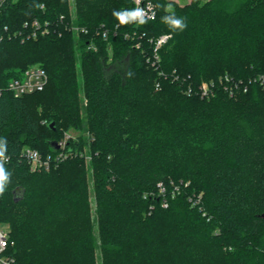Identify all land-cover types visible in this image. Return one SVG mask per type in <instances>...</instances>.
<instances>
[{"label": "trees", "instance_id": "16d2710c", "mask_svg": "<svg viewBox=\"0 0 264 264\" xmlns=\"http://www.w3.org/2000/svg\"><path fill=\"white\" fill-rule=\"evenodd\" d=\"M151 1L156 18L139 25L113 16L135 9L133 0H75L73 14L69 0L4 5L0 145L10 182L0 225L10 227L15 264H99L98 255L101 264H264V94L255 81L264 74V0ZM172 14L182 31L164 22ZM35 19L49 22V36L9 37ZM72 19L88 33L66 30ZM32 65L48 73L46 88L14 97L9 82ZM225 74L248 91L231 97L217 85L202 97L201 82ZM72 127L88 138H66ZM25 146L67 158L33 173ZM159 183L168 207L151 195Z\"/></svg>", "mask_w": 264, "mask_h": 264}, {"label": "built area", "instance_id": "2783aa9c", "mask_svg": "<svg viewBox=\"0 0 264 264\" xmlns=\"http://www.w3.org/2000/svg\"><path fill=\"white\" fill-rule=\"evenodd\" d=\"M17 0H0V17L2 14V9L4 5L7 2H13L15 3ZM135 3V8H141L145 15L144 19L146 21H154L157 15L156 7L154 3L151 0H133ZM61 21L64 22L65 18L61 17ZM136 25H139V23L135 22ZM65 28L68 31L73 32L76 36H81L82 34H87L88 31L86 28L77 26L74 23V20L72 19L70 23L65 24ZM8 28L5 27L3 30H0V38H3L4 35L3 32L7 31ZM50 24L49 22L42 23L41 21L35 19L30 23H25L22 30L15 33H9V37H17L25 41L26 39H38L40 37H46L50 35ZM98 35H101L104 40H108L109 37V31L105 29V26H102L100 28V31ZM129 37V35H127ZM169 36L164 35L160 37L155 45L154 49V55H153V61L152 66H156L159 61V50L163 46V44L168 40ZM88 50L97 51V46L92 43L88 45ZM161 74V73H160ZM255 81L259 84V86L263 90L264 94V74L259 75L257 78H255ZM49 82L48 73L46 70L41 67L40 65H32L28 67L20 77L15 78L11 80L7 86V90L13 94L16 98H21L30 94H34L37 92H42L47 84ZM217 85H220L223 87L224 91H226L231 97L237 96L239 92H247L248 91V84L244 83L242 80H236L232 76L225 74L219 79V82L216 81H202L199 86V91L202 95V97H209L212 95L213 90L216 88ZM157 89H159V85H157ZM193 88L189 87L187 90L190 94L192 92ZM68 138V137H67ZM59 148L64 149L65 148V141L59 144ZM22 155L26 159V161L29 164L31 171H50L52 167H56L61 163L63 160L67 158V154L62 151L57 153L53 156H47L44 158L41 153L36 150L32 149L28 146L23 147L22 149ZM9 161L8 157L3 156L2 159H0V163L5 165L6 162ZM179 191V188H174L173 196L176 195V193ZM166 193L167 189L163 183L158 184V191L157 192H151V195L155 196V194L162 196L163 201L162 204L164 207H168V201L166 199ZM202 195L199 196V198L193 203L194 206L198 205L201 201ZM11 234L5 230H2L0 228V264H15V257L11 253Z\"/></svg>", "mask_w": 264, "mask_h": 264}, {"label": "clouds", "instance_id": "9594fccd", "mask_svg": "<svg viewBox=\"0 0 264 264\" xmlns=\"http://www.w3.org/2000/svg\"><path fill=\"white\" fill-rule=\"evenodd\" d=\"M144 15L145 13L141 8H135L130 11H113V16L119 21L120 25H127L134 21L143 24L145 23ZM163 20L173 30L182 31L186 27L184 19L177 18L174 14L164 16ZM3 155L4 149L0 145V159L3 158ZM9 182V173L6 171L4 165L0 163V196L4 194Z\"/></svg>", "mask_w": 264, "mask_h": 264}, {"label": "rangeland", "instance_id": "374dc122", "mask_svg": "<svg viewBox=\"0 0 264 264\" xmlns=\"http://www.w3.org/2000/svg\"><path fill=\"white\" fill-rule=\"evenodd\" d=\"M168 1H173V2L178 3L181 6H184L186 4H189L192 0H168ZM204 1H206V0H204ZM69 2H70V9H71V12L73 14L74 11H75V0H69ZM62 134H63V132H62ZM65 136H66V138L68 137V138H72V139H77L79 136H82L84 139L88 138V134L87 133L82 132L81 130H78V129L74 128V127L70 128L69 130H66ZM85 154L88 156L87 157V162L85 163V165H90L89 164L90 157H89L88 150H85ZM32 172L35 173L37 171H32ZM90 173L93 174V170L92 169H90ZM89 195H90L89 202L91 204V210H92V218L95 219L94 211L97 208V202H96V196H95V193H94V180H93V178L89 179ZM0 228L2 230H5V231L11 233L10 227L7 224H3L2 223L0 225ZM98 262H99V264H101V256L100 255H98Z\"/></svg>", "mask_w": 264, "mask_h": 264}, {"label": "water", "instance_id": "95a60500", "mask_svg": "<svg viewBox=\"0 0 264 264\" xmlns=\"http://www.w3.org/2000/svg\"><path fill=\"white\" fill-rule=\"evenodd\" d=\"M50 128L51 129H55V123H51L50 124ZM54 145L56 146V149H59V146L56 144V143H54ZM23 197V195H22V193L21 192H19V193H16L15 194V201H18L20 198H22ZM262 218H264V214L262 215Z\"/></svg>", "mask_w": 264, "mask_h": 264}]
</instances>
